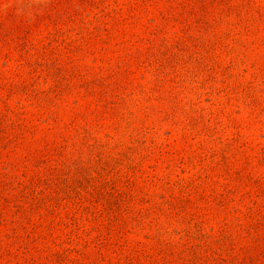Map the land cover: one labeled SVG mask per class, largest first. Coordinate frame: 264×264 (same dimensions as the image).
I'll use <instances>...</instances> for the list:
<instances>
[{
  "label": "rangeland",
  "instance_id": "1",
  "mask_svg": "<svg viewBox=\"0 0 264 264\" xmlns=\"http://www.w3.org/2000/svg\"><path fill=\"white\" fill-rule=\"evenodd\" d=\"M0 264H264V0H0Z\"/></svg>",
  "mask_w": 264,
  "mask_h": 264
}]
</instances>
